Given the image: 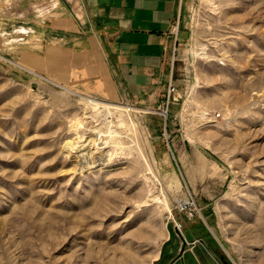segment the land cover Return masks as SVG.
<instances>
[{
  "label": "rangeland",
  "instance_id": "374dc122",
  "mask_svg": "<svg viewBox=\"0 0 264 264\" xmlns=\"http://www.w3.org/2000/svg\"><path fill=\"white\" fill-rule=\"evenodd\" d=\"M175 5L163 75L111 102L22 61L79 0H0V264H264V0Z\"/></svg>",
  "mask_w": 264,
  "mask_h": 264
},
{
  "label": "crops",
  "instance_id": "0c3cea01",
  "mask_svg": "<svg viewBox=\"0 0 264 264\" xmlns=\"http://www.w3.org/2000/svg\"><path fill=\"white\" fill-rule=\"evenodd\" d=\"M79 3L84 6L87 23L81 26L69 11L61 12L52 23L64 35L60 43L44 55H23L22 61L73 90L111 102L123 99L128 91L146 92L148 84L163 75L167 53L174 46L175 0ZM97 28L107 31L99 33ZM107 45L116 57L117 72L111 70Z\"/></svg>",
  "mask_w": 264,
  "mask_h": 264
},
{
  "label": "bare ground",
  "instance_id": "6f19581e",
  "mask_svg": "<svg viewBox=\"0 0 264 264\" xmlns=\"http://www.w3.org/2000/svg\"><path fill=\"white\" fill-rule=\"evenodd\" d=\"M206 1H207V0H206ZM206 1L203 0V2H206ZM225 1H227V0H224V2H225ZM243 1H244V0H243ZM253 1H254V0H253ZM231 2H232V1H231ZM236 2H237V1H236ZM238 2H240V1H238ZM238 2H237V3H238ZM241 2H242V1H241ZM241 2H240V3H241ZM207 3H208V2H207ZM229 3H230V2H229ZM233 3H234V2H233ZM237 3H236V4H237ZM221 4L223 5V3H221ZM227 4H228V3H227ZM206 5H207V4H206ZM212 5H213V4H212ZM212 5H211V6H212ZM218 5H219V4H218ZM218 5L216 4L215 6L217 7ZM232 5H233V4H232ZM237 5H238V4H237ZM239 5H240V4H239ZM227 6H228V5H227ZM227 6H226V7H227ZM240 6H241V5H240ZM247 6H248V5H247ZM218 7H219V6H218ZM226 7H225V8H226ZM228 7H229V6H228ZM235 7H236V6H235ZM237 7H238V6H237ZM207 8H208V7H207ZM213 8H215V7L213 6ZM220 8H221V7H220ZM244 8H245V7H244ZM252 8H253V7H252ZM216 9H217V8H216ZM223 9H224V8H223ZM230 9H231V8H230ZM233 9H234V8H233ZM212 10H213V9H212ZM242 10H243V9H242ZM214 11H215V10H214ZM216 11H217V10H216ZM222 11H224V10H222ZM228 11H229V10H228ZM224 12H225V11H224ZM226 12H227V11H226ZM216 14H217V13H216ZM216 14H214V17H215ZM222 14H223V13H222ZM230 14H231V13H230ZM224 15H225V14H224ZM209 17H210V16H209ZM233 17H234V16H233ZM234 18H235V17H234ZM249 18H250V17H249ZM258 18H259V17H258ZM217 19H218V18H217ZM247 19H248V18H247ZM210 20H211V19H210ZM210 20H209V21H210ZM214 20H215V19H214ZM235 20H236V19H235ZM239 20H240V19H239ZM257 20H258V19H257ZM224 21H225V20H224ZM216 22H217V21H216ZM229 22H230V21H229ZM228 24H229V23H228ZM234 24H235V23H234ZM237 24H238V23H237ZM211 25H212V24H211ZM215 25H216V23H215ZM209 26H210V25H209ZM212 26H213V25H212ZM217 26H218V25H217ZM217 26H216V27H217ZM231 26H232V25H231ZM213 27H214V26H213ZM221 27H222V26H221ZM223 27H224V25H223ZM232 27H234V26H232ZM246 27H248V26H246ZM214 29H215V28H214ZM222 30H224V29H222ZM225 30H226V29H225ZM235 31H236V30H235ZM253 31H254V30H253ZM216 33H217V32H216ZM229 34H230V33H229ZM235 34H236V33H235ZM237 34H238V33H237ZM208 35H209V34H208ZM218 35H219V34H218ZM231 35H232V34H231ZM252 35H253V34H252ZM216 36H217V34H216ZM241 36H242V35H241ZM219 38H220V37H219ZM224 38H225V37H224ZM220 39H222V38H220ZM216 40H217V39H216ZM216 40H215V41H216ZM223 41H224V40H223ZM225 41H226V40H225ZM217 42H218V41H217ZM221 43H222V42H221ZM221 43H220V44H221ZM204 46H205V45H204ZM209 46H210V45H209ZM201 48H202V47H201ZM205 48H206V47H205ZM207 48H208V47H207ZM199 50H201V49H199ZM205 50H206V49H202L201 52L198 53V55H199L198 57L202 56V57L204 58L205 55H206ZM209 51H210V49H209ZM208 53H209V52H208ZM210 53H211V51H210ZM195 55H196V54H195ZM196 56H197V55H196ZM202 57H200V58H202ZM206 57H207V56H206ZM206 57H205V58H206ZM210 57H211V56H210ZM214 57H215V56H214ZM214 57H213V58H214ZM205 58H204V59H205ZM207 58H208V57H207ZM214 59H216V58H214ZM218 59H219V58H218ZM219 60H220V59H219ZM87 102H88V103H91V104H95V105H98V104H99L98 101H94V100H88ZM109 110H110V109L108 108L107 111H109ZM77 125H78V124H77ZM111 134H113V133H111ZM110 140H111V138H110ZM77 148H78V147H77ZM80 148H81V149H80ZM77 150H78V152L80 153V154H79V157H81V159H82L80 164H81L82 168H85L84 170L89 169V168H93V165H95L96 162H97V165H102V164H104V165H108L109 162H110L109 159L106 158V155H105V156H104V155H101V156H100L101 158H98L97 161H93V160L91 161V158H89V157H90V154H89L90 149H89L88 151H85V149H83V147H79V149H77ZM86 150H87V149H86ZM83 157H84V158H83ZM84 170H83V171H84ZM153 201H154V198H153V199H150V198L148 197L144 202L141 203V205H146V204H149V203H153ZM187 203H188L187 201H183L181 204H182V206H184V205H186ZM94 205H96V204H94ZM141 205H140V206H141ZM102 207H103V206H101V209H102ZM137 207H139V206H137ZM137 207H136V208H137ZM95 210H96V209H95ZM97 212H99V211H97ZM100 212H101V211H100ZM95 214H96V213H95ZM101 214H102V213H101ZM92 247H93V246H92ZM88 248H89V246H88ZM116 248H117V247H116ZM89 251H90V250H89ZM120 251H121V250H120ZM114 252H115V250L113 251V253H114ZM121 252H122V251H121ZM123 252H124V251H123ZM94 253H95V252H94ZM97 253H98V252H97ZM97 253H96V254H97ZM113 253H112V254H113ZM115 254H117V252H116ZM115 254H114V255H115ZM97 255H98V254H97ZM114 255H113V256H114ZM107 256L109 257V255H107ZM107 256H105V257H107ZM135 256H136V255H135ZM135 256H134V257H131V256H127V255H126V256L121 257V259H122V258H123V259L120 261V264H136V263H137V260H138V259H137L138 257H135ZM111 257H112V256H111ZM94 258H95V257H94ZM97 258H98V257H97ZM97 258H96V259H97ZM99 258H100V257H99ZM99 258H98V259H99ZM78 259H79V258H78ZM96 259H95V260H96ZM76 260H77V259H76ZM113 260H114V259H113ZM84 261H85V260H84ZM93 261H94V259H93ZM100 261H101V260H100ZM117 261H118V260H117ZM68 262H69V261H68ZM71 262H72V261H71ZM82 262H83V261H82ZM105 262H107V261H105ZM105 262H104V264H105ZM108 262H109V261H108ZM262 262H263V261H262ZM69 263H70V262H69ZM72 263H73V262H72ZM83 263H84V262H83ZM85 263H88V261L85 262ZM110 263H111V262H110ZM75 264H76V263H75ZM114 264H115V263H114ZM145 264H148V263L146 262Z\"/></svg>",
  "mask_w": 264,
  "mask_h": 264
},
{
  "label": "water",
  "instance_id": "95a60500",
  "mask_svg": "<svg viewBox=\"0 0 264 264\" xmlns=\"http://www.w3.org/2000/svg\"><path fill=\"white\" fill-rule=\"evenodd\" d=\"M216 252H217V251H216ZM220 258H221V260L223 261L224 264H229V263L227 262V260H225V256H224V255H220Z\"/></svg>",
  "mask_w": 264,
  "mask_h": 264
}]
</instances>
